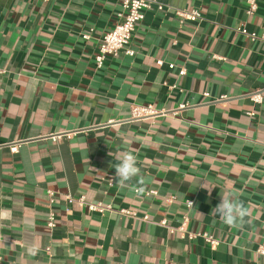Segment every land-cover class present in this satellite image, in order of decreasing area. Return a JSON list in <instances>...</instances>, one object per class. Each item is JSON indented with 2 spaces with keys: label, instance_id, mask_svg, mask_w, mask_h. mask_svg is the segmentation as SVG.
Returning <instances> with one entry per match:
<instances>
[{
  "label": "crops",
  "instance_id": "0c3cea01",
  "mask_svg": "<svg viewBox=\"0 0 264 264\" xmlns=\"http://www.w3.org/2000/svg\"><path fill=\"white\" fill-rule=\"evenodd\" d=\"M160 1L136 28V53L98 67L122 0H0V264H264V99L250 97L264 95V0L253 14L247 0ZM194 9L200 20L180 21ZM150 104L156 113L132 117ZM125 151L141 171L120 186ZM226 190L248 210L243 228L212 212ZM184 216L219 244L160 223Z\"/></svg>",
  "mask_w": 264,
  "mask_h": 264
},
{
  "label": "built area",
  "instance_id": "2783aa9c",
  "mask_svg": "<svg viewBox=\"0 0 264 264\" xmlns=\"http://www.w3.org/2000/svg\"><path fill=\"white\" fill-rule=\"evenodd\" d=\"M248 3V12L253 14L258 9V1L257 0H247ZM156 7L158 10H163L165 5L160 0H122V12L120 13L121 20L107 32L102 39V43L100 44L99 51L95 56V61L98 67L103 65L105 58L108 55H118L120 51L125 50L126 54L133 56L136 51L131 47L132 39L135 35L136 28L138 24L144 20L145 12L149 9ZM177 15L181 22L185 20L196 21L202 18V13L198 9H194L192 11H184L178 10ZM243 34L250 36L252 40H256L260 38L257 33L249 32L247 28L239 29ZM84 38L88 39L89 34H84ZM159 65L163 64L162 60L157 61ZM170 68H174V64L169 65ZM186 73V69L180 70V74L184 75ZM206 96H210V93H205ZM251 99L256 103H262L264 99L263 90H256L250 94ZM227 96L223 95L218 99L213 100H224ZM186 105H182L181 107H185ZM157 110L153 105H137L132 107V117L140 118L144 116H149L156 113ZM253 114V113H251ZM58 137V136H57ZM55 137V139H57ZM18 146H11V151H18ZM149 193L156 194V191H150ZM66 200L68 203H73L74 201H78L80 206L87 205L88 209L91 211L104 212L106 210L111 209V205H105L102 202L97 203H87L84 197H80L75 199L72 195H66ZM191 201V202H190ZM49 202L53 204L55 202V192L49 191ZM192 200L187 201V205L190 207L193 205ZM125 215H135L134 211H130L127 209H123L120 211ZM148 216H145V219H148ZM189 218L188 216H184L183 221L178 227H173L169 225L166 219H163L160 223L166 226L170 232L175 233L179 232L181 237L194 239L197 237H202L206 242L210 243L212 246H216L219 244V240L214 236L210 235L207 232H190L187 229V222ZM47 225L52 229L54 228L56 223V215L53 211L50 212ZM259 253L264 255V244L261 245L258 249Z\"/></svg>",
  "mask_w": 264,
  "mask_h": 264
},
{
  "label": "clouds",
  "instance_id": "9594fccd",
  "mask_svg": "<svg viewBox=\"0 0 264 264\" xmlns=\"http://www.w3.org/2000/svg\"><path fill=\"white\" fill-rule=\"evenodd\" d=\"M118 161L113 165L115 182L118 185L127 186L129 182L140 176L141 170L137 166V159L133 153L125 151L118 157ZM143 191V188H139L137 195H141ZM210 192L211 190H209V194ZM212 212L218 216L221 223L237 229L243 228L246 222L245 218L248 216V210L239 199V192L236 190L224 191L221 194L220 202L212 209Z\"/></svg>",
  "mask_w": 264,
  "mask_h": 264
}]
</instances>
